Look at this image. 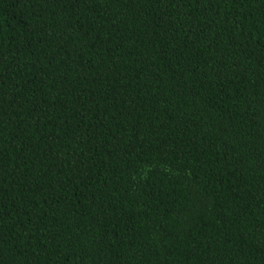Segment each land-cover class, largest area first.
<instances>
[{
    "label": "trees",
    "instance_id": "trees-1",
    "mask_svg": "<svg viewBox=\"0 0 264 264\" xmlns=\"http://www.w3.org/2000/svg\"><path fill=\"white\" fill-rule=\"evenodd\" d=\"M0 264H264V0H0Z\"/></svg>",
    "mask_w": 264,
    "mask_h": 264
}]
</instances>
